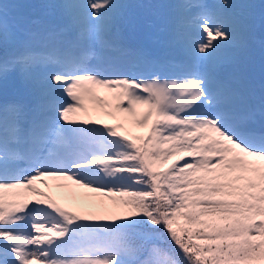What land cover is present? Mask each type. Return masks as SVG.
Instances as JSON below:
<instances>
[{
    "label": "snow or ice",
    "instance_id": "obj_1",
    "mask_svg": "<svg viewBox=\"0 0 264 264\" xmlns=\"http://www.w3.org/2000/svg\"><path fill=\"white\" fill-rule=\"evenodd\" d=\"M64 7L75 9L76 39L65 41L54 25L37 46L34 33L10 40L17 25L0 2V264H264V124L252 127L256 112L236 76L252 39L246 15L228 0H182L175 7L186 62L139 78L87 67L78 47L111 32L123 5ZM13 76L31 99L7 97ZM86 101L148 131L92 121ZM18 162L30 168L16 174ZM45 177L112 204H100L104 214L61 207L34 185L48 184ZM20 189L37 198L18 199Z\"/></svg>",
    "mask_w": 264,
    "mask_h": 264
},
{
    "label": "rangeland",
    "instance_id": "obj_2",
    "mask_svg": "<svg viewBox=\"0 0 264 264\" xmlns=\"http://www.w3.org/2000/svg\"><path fill=\"white\" fill-rule=\"evenodd\" d=\"M29 1L32 0H0V2L8 6L10 20L14 21L17 25L10 35V40H22L27 38V33H34L37 38L34 39L33 42L39 46L41 43V40L38 39L39 36L54 25L58 28L65 29L64 32H67L66 41H69L75 36V28L72 24V17L75 13V9H66L64 6L66 4L83 2V0H43L44 5L48 6V9L44 11V14L48 17H43L41 15L37 16L43 21L35 17L32 19L30 18L28 11L25 9L32 7L30 11L35 12L39 11V7L37 2L34 1L25 4ZM114 2L123 5V7L119 9L118 15L115 17L113 30L99 37L88 38L79 42V45L83 43L91 44L90 47L96 49L94 53H91V55L94 56L92 59L94 65L92 67L109 74H125L139 78H145L156 70L165 72L169 70H179L184 64V60H186L181 39L176 37L180 32L178 24L180 12H172L170 8H174L175 5L182 2V0H148L145 4H143L141 0H114ZM206 2L212 5H220L224 3V0H206ZM246 2L247 0H228V4L232 6L229 9L230 11L236 14L243 13L246 16H250L246 18L252 30V39L249 41L247 47V49H251V52L249 54L243 52L242 54H246L245 57L254 59V62L249 63L248 71H244L240 74L239 71H237L236 76L242 79L246 84L249 92V103L254 106L252 101L255 100L259 91V99L261 100L262 97H264V86L260 89L258 85L254 87V89L249 90L248 85L249 83L254 85L255 83L253 81H256V79H264V64L261 63L259 65V59H261V57L264 58V26L262 21L264 18V5L255 4L254 0L249 3ZM155 3H158L159 6L166 7L167 11H162L165 17L161 18L159 11H156L153 5ZM23 4L25 5L23 6ZM132 6H134V9L138 7L141 14H134ZM142 31L144 32V42L142 41L143 39L140 33ZM133 42L134 44L142 43L143 54L140 53L137 55L131 52V45ZM153 46H155V49L151 51L150 49H152ZM145 54H148V57H145L147 60L143 59ZM223 55L231 56L232 50L226 49ZM176 56L180 57L179 61L181 64L172 63L174 67H169L165 64V62H168L167 59L176 58ZM240 61H242V59L239 56L237 57V69L239 68ZM158 63H162L163 66H159ZM164 66L165 69H163ZM205 67L209 70L212 68L211 65H206ZM40 78L41 76L38 73L37 79L39 80ZM9 85H18V92L24 97L26 94L31 93L20 84V81L15 76L10 78ZM98 94L105 97L111 104H115L114 94L102 90H98ZM54 95L57 104H61L58 97L66 94L62 89L57 88L54 90ZM26 98L29 97L26 95ZM86 104L89 108L87 118L92 121L98 119L106 124L124 123V128L118 130L127 131L132 135L145 134L148 131V129L140 128L129 121H123L120 118L109 116L105 114L103 110H92L90 101H86ZM111 110L115 111L114 108ZM81 115H83V113H81ZM120 115L121 114L118 113L117 117ZM173 159L175 160L176 158ZM45 179L48 180V184H44L38 180L34 182V185L36 187L41 185L50 186V195H52L61 207L69 206L73 208L75 206H80V210H82L83 205L86 214H104L105 209L100 207V204L105 203L110 206L112 204L103 193H93L88 189L73 184L71 181L57 180L52 177H45ZM59 185H67V187H60ZM15 191L21 193V196L17 197L18 199L35 200L37 198L35 195L29 197L26 189ZM114 209V207H110L111 211ZM33 264H35V262H33Z\"/></svg>",
    "mask_w": 264,
    "mask_h": 264
},
{
    "label": "bare ground",
    "instance_id": "obj_3",
    "mask_svg": "<svg viewBox=\"0 0 264 264\" xmlns=\"http://www.w3.org/2000/svg\"><path fill=\"white\" fill-rule=\"evenodd\" d=\"M262 109H264V106L262 105V104H260V105H258L257 107H256V110H255V112H256V120L257 121H262V119H261V117H260V112H261V110ZM38 188H40L42 191H45V192H49L50 191V186H46V185H41V186H39ZM26 192H27V190H26ZM27 194L29 195V197H32V196H34L35 194L34 193H30V192H27ZM30 194H31V196H30ZM27 195V196H28ZM27 230V229H26Z\"/></svg>",
    "mask_w": 264,
    "mask_h": 264
},
{
    "label": "trees",
    "instance_id": "obj_4",
    "mask_svg": "<svg viewBox=\"0 0 264 264\" xmlns=\"http://www.w3.org/2000/svg\"><path fill=\"white\" fill-rule=\"evenodd\" d=\"M0 44H1L0 46L4 47V45H2V42H0ZM245 61H246V60H245ZM247 61H248V60H247ZM114 211H119V210H114Z\"/></svg>",
    "mask_w": 264,
    "mask_h": 264
}]
</instances>
